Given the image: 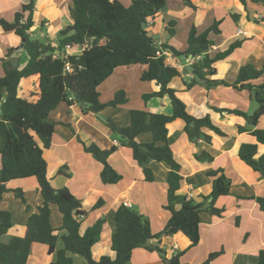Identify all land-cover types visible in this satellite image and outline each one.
I'll return each instance as SVG.
<instances>
[{
    "label": "trees",
    "instance_id": "16d2710c",
    "mask_svg": "<svg viewBox=\"0 0 264 264\" xmlns=\"http://www.w3.org/2000/svg\"><path fill=\"white\" fill-rule=\"evenodd\" d=\"M186 6L196 9L191 0H183ZM205 1V0H202ZM246 8L247 3L264 6V0H237ZM124 5L119 0H68L72 19L71 25L62 30L57 37L55 47L48 39L33 37L36 0H28L14 16L13 21L0 17V28L13 33L21 40L28 56L23 69L11 65L4 66L5 75L0 78V203L4 194L12 191L16 199L29 205L22 189H9L12 181L36 179L42 198L37 212L29 216L26 231L22 237H12L9 241H0V264H28L32 248L36 244L48 247V254L55 255L50 264H127L134 251L145 249L158 252L164 264H184L181 258L187 251L200 242L201 213L223 218L226 207L217 203L221 198L231 196L233 180L222 168L212 169L207 175L212 179V192L207 196L194 199L180 194L184 181V167L176 159L169 141L168 125L180 119L184 121V133L188 142L197 145L200 141L211 143L213 133L219 137L226 134L216 126L209 114L204 117L192 115L187 105L178 97V91L172 88V82L181 78L183 71L169 65L166 56H158V51L171 53L175 57H192L196 61L190 66L193 78L183 80L184 91H190L200 85L210 91L220 86L247 90L250 98L257 104L253 114L237 109L213 110L220 115L225 113L242 117L247 126H239L240 133L250 132L256 143H243L239 147V158L264 179V155L259 156V145H264V129H258L259 119L264 116V66L256 68L248 63L241 67L235 82L212 79L217 74L215 65L226 61L243 45V39H236L227 48L213 51L212 33L220 35L219 26L214 24L198 35L193 28L187 40L184 52L158 45L149 31V25L167 7V0H129ZM237 24L241 15H230ZM264 23V18L256 20ZM172 27L176 26L171 22ZM80 46L83 52L78 55L66 53L67 47ZM67 66L70 68L66 70ZM131 66L145 67L141 81L155 83L159 90L144 94L142 99L147 105L154 98L167 97L171 113H151L147 110H132L130 124L120 127L111 119L100 114L108 107L125 105L128 97L124 91H118L107 103L101 101L99 87L115 70ZM34 78V93L30 99L19 95L20 83L24 79ZM62 103L71 107L77 105L82 114L93 113L98 116L119 146L101 149L97 144H86L78 137L84 151L91 154L103 165L100 174L104 185H117L122 175L113 167L109 159L118 147L132 151V158L142 169L144 181L153 183L155 176L152 162L164 163L169 168L167 177V204L163 207L170 213L164 229L157 234L151 230L150 221L137 209L122 204L114 214L116 230L112 235V258L104 255L94 257L93 248L100 242L105 219H98L93 226L81 233L82 225L89 215L83 205L67 187L54 188L48 178V162L45 154L50 150L58 123L50 115ZM76 134L75 129L68 125ZM151 135V142L142 143L138 137ZM200 163H213L214 157L208 152L195 154ZM65 167L58 175H65ZM66 176V175H65ZM68 176V175H67ZM237 202L254 200L264 213V197H235ZM104 201L99 200L93 210L99 209ZM51 206H56L62 215V225L55 229L51 222ZM239 225V218L236 220ZM13 227L12 214L0 207V237L5 236ZM63 232V234H61ZM182 233L189 241L186 250L178 251L168 257L159 244L164 237ZM157 240L158 244H151ZM63 247L58 249V243ZM224 253L213 252L202 264H211ZM75 257L83 259L78 263ZM257 264H264V249L258 253Z\"/></svg>",
    "mask_w": 264,
    "mask_h": 264
},
{
    "label": "crops",
    "instance_id": "0c3cea01",
    "mask_svg": "<svg viewBox=\"0 0 264 264\" xmlns=\"http://www.w3.org/2000/svg\"><path fill=\"white\" fill-rule=\"evenodd\" d=\"M0 1H2L0 4L5 6L2 9L0 5V17L6 19L8 16L12 21L15 14L21 10V6L28 2V0ZM202 2L210 3L215 11L226 14L225 17L215 19V21H222L219 26L221 34H215V36L219 38L223 36V24L227 19L233 22L234 29L230 31L229 37L225 38L223 44L217 45L211 39L213 33L210 35V39L214 43L213 51L227 48L228 44L236 39L244 40L242 47L230 58L215 65L217 74L212 79L233 83L236 81L242 66L248 63L253 64L256 68L264 66V23H256V20L264 18V6L247 3L245 8L237 0H234L233 3L229 1L223 3L219 0ZM67 3L68 0H36L32 36L48 39L56 47L57 34H59L56 32L63 25L62 18L67 16L65 7ZM233 13L241 15L237 24L230 17ZM165 14L164 12L160 13L156 20L149 25L150 28H155L160 24V20L157 21V19ZM6 20L8 21V19ZM71 23H64L63 28L68 27ZM52 36L54 39L50 38ZM0 44L3 45V47L0 45V65L3 67L0 78L5 75L4 66L11 65L21 70L27 65L28 56L19 37L13 33H6L0 28ZM81 51L80 46H74L67 50V53L78 55L82 53ZM186 58L188 60V57ZM167 59L169 65L183 71L182 77L179 78L181 82H172V84L178 91V97L187 105L188 111L196 117H204L209 114L213 123L226 134V137H219L209 133L213 136L211 143L200 141L197 145H192L184 133V121L178 119L168 125L171 148L176 159L184 167V181L180 194L194 199L209 195L212 192V179L207 175V172L212 169L222 168L225 174L233 180L231 196L221 198L217 203L220 207H226L225 216L218 218L205 212L201 213L200 242L198 246L187 251L181 258V262L184 264H202L211 253L223 250L224 253L211 264H257L258 253L264 249V213L261 212L256 201L249 199L237 202L235 198L237 196L264 197V179L261 174L254 172L238 156L241 144L256 143V139L250 132H239V126H247L244 118L227 113L220 115L213 110L214 108L237 109L250 114L252 106L250 94L242 87L238 90L225 86L208 91L204 87L196 85L190 91H184L183 80L193 78L190 66L196 60L194 59L191 63L186 61L187 65H184L180 63L178 57L171 53ZM135 67H139L140 70H135ZM144 70L145 67L141 66L119 68L101 84L99 91L102 93L100 94L103 103L112 100L114 95L121 90L128 97L125 105L108 107L103 110L100 115L104 119H111L120 127L128 126L131 111L136 110L130 106V90L135 94L137 84H140H138L139 89L136 93L138 100L142 99L144 94L159 90L155 83L141 81ZM125 77L124 81L117 80ZM27 80H31L28 85L26 83L31 88L29 89V97L25 99H30L34 93V78L22 80L19 95L21 96L22 85H25L24 82ZM166 98H154L147 105L142 99L143 108L140 110L170 114L171 106L165 102ZM263 117L258 121V129H264ZM50 118L58 123L52 146L45 154L48 162L47 175L52 186L57 189L67 187L81 200L83 210L89 213L82 225L81 233L93 226L98 219H105L100 242L93 248L96 259L104 255L115 257L111 251L112 235L116 230L114 214L122 204H129L131 207L137 208L142 215L147 217L154 234L164 229L170 218V213L163 208L167 204L169 168L166 164L152 162L150 167L154 172L155 181L146 183L142 169L132 158V151L125 147H118L117 152L110 157L109 161L122 175V180L117 185H104L100 179L103 165L91 154L84 151L78 137L88 145L97 144L101 149H109L114 145L119 146L118 140L113 138L97 115L93 113L82 114L77 105L68 107L67 104L62 103L51 113ZM68 125L75 129L76 134ZM138 140L142 143L152 141L150 134H143L138 137ZM258 149L259 156L264 155V145H259ZM203 151L214 157L213 163H200L194 159L195 154H200ZM62 167H65L66 176L58 175ZM8 187L11 190L22 189L25 192L29 211L26 210V205L16 199L12 191L4 194L0 207L11 212L13 227L5 236L0 237V241L3 242L9 241L12 237L24 236L29 216L36 213L37 208L42 205L36 179L12 181ZM99 200L104 201L103 205L99 209L93 210ZM237 218H239L238 226L236 225ZM51 222L55 229H59L62 225V215L56 206H51ZM158 243L157 240L151 242L154 245ZM159 246L165 250L168 257H172L178 251L186 250L189 241L182 233H178L164 237ZM62 247V243H58V249ZM54 260L55 255L48 254L47 246L36 244L32 248L28 264H50ZM75 260L78 263H83V259L80 257H75ZM127 264L164 263L158 252L138 249L134 251L131 261Z\"/></svg>",
    "mask_w": 264,
    "mask_h": 264
},
{
    "label": "rangeland",
    "instance_id": "374dc122",
    "mask_svg": "<svg viewBox=\"0 0 264 264\" xmlns=\"http://www.w3.org/2000/svg\"><path fill=\"white\" fill-rule=\"evenodd\" d=\"M119 1L126 6L130 4L129 0H119ZM193 1L194 2L192 4L195 6L196 9H193L190 6H186L183 0H167V7L163 11L166 14L162 15L159 19H157V21L160 20L161 23L158 24L155 28H150V27L148 28L149 31L152 33V35L156 37L155 39H157V43L159 44L162 43V44L167 45L170 48H175L179 52H184L187 47V40H188L189 34L191 33L193 28L196 30L197 34L200 35L204 33L206 30H208L214 24L215 19L226 15L224 12L215 11L210 3H204L200 0H193ZM219 1L223 3H225L226 1H229L231 3L234 2V0H219ZM0 5L2 6V9H4L5 6L3 4H0ZM260 6L262 7V5ZM65 7L67 11V16L62 18L63 25L61 26V28L57 30L56 33H60L62 30L65 29L63 28L64 23L65 24L71 23L72 21L70 11H69V3H67ZM6 19H8V21H12L11 18H8V16H6ZM171 22H175L176 26L172 27L170 25ZM223 28L224 29H223L222 37L219 38L215 36L214 33L211 35V39L217 45H220L222 42H224L225 38L229 37L228 35L230 31L234 29L233 22L227 19L225 23L223 24ZM60 29L62 30L60 31ZM53 37L54 36L50 38L54 39ZM0 45L1 47H3L2 44ZM178 59L180 63L187 65L186 56H180L178 57ZM135 68H136L135 70H140L139 67H135ZM2 69L3 67L0 65V72H2ZM125 79L126 77L123 79H117V80L124 81ZM30 81L31 80H27L24 82L25 85H22L23 88L21 90V96L23 98H28L30 95L29 89L31 88V86L30 87L27 86L28 82ZM173 82H181V80L178 78L174 80ZM138 84L135 90V94L132 92V90H130L129 92L130 94L129 98H131L130 106L135 108L136 110H140L141 108H143V103L141 101L142 99H139L140 100L139 101L136 97V93L138 92V89H139ZM172 88L175 89L173 87V84H172ZM247 93L249 94L248 91ZM247 93L246 95H248ZM165 102H167L170 105V101L168 100V98L165 99ZM256 109H257V104L252 101V106L250 108V115L253 114ZM263 119L264 117L262 118V120ZM0 169H1V157H0Z\"/></svg>",
    "mask_w": 264,
    "mask_h": 264
},
{
    "label": "built area",
    "instance_id": "2783aa9c",
    "mask_svg": "<svg viewBox=\"0 0 264 264\" xmlns=\"http://www.w3.org/2000/svg\"><path fill=\"white\" fill-rule=\"evenodd\" d=\"M73 48V47H72ZM69 49H71V47H67V49H66V53H67V50H69ZM81 52H83V48L81 47ZM68 54V53H67ZM70 55V54H69ZM157 55L158 56H166L167 58L169 57V53L168 52H164V51H158L157 52ZM166 58V61H167V63H168V59ZM194 60V58H192V57H188V63H191L192 61ZM66 70L67 71H69L70 70V68L67 66V68H66ZM125 206H127V207H129V208H131V205H129V204H125Z\"/></svg>",
    "mask_w": 264,
    "mask_h": 264
}]
</instances>
